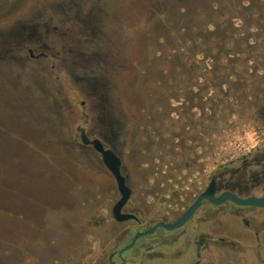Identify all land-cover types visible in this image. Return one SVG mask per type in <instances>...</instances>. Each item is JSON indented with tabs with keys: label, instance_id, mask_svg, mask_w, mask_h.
<instances>
[{
	"label": "rangeland",
	"instance_id": "374dc122",
	"mask_svg": "<svg viewBox=\"0 0 264 264\" xmlns=\"http://www.w3.org/2000/svg\"><path fill=\"white\" fill-rule=\"evenodd\" d=\"M222 20L229 58L203 32ZM187 28L216 71L179 54ZM263 108L259 0H0V264H100L132 226L78 128L125 141L131 203L162 209L264 149Z\"/></svg>",
	"mask_w": 264,
	"mask_h": 264
},
{
	"label": "flooded vegetation",
	"instance_id": "af4514ba",
	"mask_svg": "<svg viewBox=\"0 0 264 264\" xmlns=\"http://www.w3.org/2000/svg\"><path fill=\"white\" fill-rule=\"evenodd\" d=\"M33 54V57L37 56ZM78 129L80 131L81 128ZM124 144L120 142L121 149ZM87 146L93 149L92 145ZM121 149L114 152L121 159L120 171L131 189L121 213L133 217L123 221H116L113 215L112 218L116 224L131 222L132 226L129 230L119 231L113 249L102 257L100 264H264V206L238 204L231 199L216 203L204 198L183 224L165 226L175 223L210 185L214 198L229 191L239 198L264 199V149L232 166L226 165L221 170L214 168L207 175L204 187L189 201L181 206L168 202L162 209L153 203H131V175L126 166L125 152ZM97 154L102 162L101 155ZM114 182L116 185L115 179ZM117 193L115 202L120 197L118 190ZM132 241L133 245L125 249ZM135 248L136 253L132 252Z\"/></svg>",
	"mask_w": 264,
	"mask_h": 264
},
{
	"label": "water",
	"instance_id": "95a60500",
	"mask_svg": "<svg viewBox=\"0 0 264 264\" xmlns=\"http://www.w3.org/2000/svg\"><path fill=\"white\" fill-rule=\"evenodd\" d=\"M28 52L31 57L34 56L32 49H29ZM39 55H42V53ZM78 138L80 139V142L83 143L84 145H92L93 149L101 155L102 163L110 171V173L113 175L116 181L117 190L120 194V197L112 206L113 218L116 221H123V220H127L130 217H133V215L131 214L121 213V209L123 205L130 197L131 189L127 186L125 177L122 175L120 171V166H121L120 157L112 149L105 148L102 141L99 138L96 137L92 139L89 138L83 129H80V135ZM204 198L212 199L216 203H221L225 199H231L238 204H244V205L251 204L257 206H264V199L262 198H254V197L239 198L235 194L229 191H224L220 194L219 197L214 198L212 194V187L210 185L197 197L195 202L182 214V216L175 223H173L172 225H168V224L165 225L164 223H159V224L165 225L167 227L180 226L189 218V216L195 211V209L199 206L201 200ZM146 233H148V231ZM141 234L142 233H139V235ZM133 243L134 241H132L128 246H126L125 249L131 247Z\"/></svg>",
	"mask_w": 264,
	"mask_h": 264
},
{
	"label": "trees",
	"instance_id": "16d2710c",
	"mask_svg": "<svg viewBox=\"0 0 264 264\" xmlns=\"http://www.w3.org/2000/svg\"><path fill=\"white\" fill-rule=\"evenodd\" d=\"M248 1L249 3L252 2V0H246ZM259 3H264V0H259ZM225 14V12H223ZM222 13V14H223ZM226 14L229 15V13L227 12ZM229 17V16H228ZM227 17V19H228ZM195 20V19H194ZM191 23H193V17L190 19ZM214 25V30H208V28L204 29V35H206L205 33L207 32L208 35L212 36V39L209 41L211 42L212 41V44L216 45L217 44V38L222 41L224 43V46L222 48L225 49V51L222 53L224 56H229V49L226 47V42H228L230 39H232L233 37V33H232V29H230L227 24L224 22V20L222 21H219L218 23H213ZM201 26L204 27V24H202ZM234 29V28H233ZM189 30L191 31L192 28H187L183 34V38H181V36H174V38H176L178 41H181V44L183 46V51H180L179 54H181V56L184 57L185 60H189L191 58H194V56H196L197 54H201L203 56V59L206 61V63L209 65V69L206 68L205 70L210 73L211 71L214 72L216 71L217 69L215 68V63H214V55H212V53H206V51L204 49H201L198 48L197 46H193V43H190V45L188 44V42H191V37H190V34L191 33H188ZM198 31H200L198 29ZM202 32V31H200ZM171 36H172V33H171ZM173 37V36H172ZM171 37V38H172ZM180 38V39H179ZM169 40V39H168ZM175 40V39H174ZM202 46H206L207 45H202ZM213 47V45H212ZM212 47H207L209 49L212 50ZM197 48H198V51H197ZM214 48V47H213ZM180 50V49H179ZM200 50V51H199ZM171 52H172V56L176 57V55L178 54L177 52V49L176 48H172L171 49ZM177 52V54H176ZM175 53V54H174ZM229 58V57H228ZM185 65V64H184ZM195 65H196V62H195ZM187 66V67H186ZM185 67L189 70L190 67H189V64L188 65H185ZM191 85V84H190ZM215 87V86H214ZM202 98V96H200V99ZM264 110V108H263Z\"/></svg>",
	"mask_w": 264,
	"mask_h": 264
}]
</instances>
